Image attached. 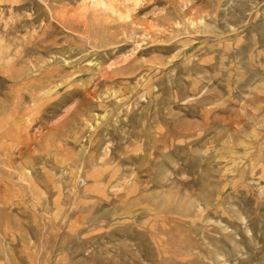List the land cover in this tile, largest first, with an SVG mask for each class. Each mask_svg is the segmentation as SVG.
<instances>
[{"label":"rangeland","instance_id":"1","mask_svg":"<svg viewBox=\"0 0 264 264\" xmlns=\"http://www.w3.org/2000/svg\"><path fill=\"white\" fill-rule=\"evenodd\" d=\"M0 264H264V0H0Z\"/></svg>","mask_w":264,"mask_h":264}]
</instances>
